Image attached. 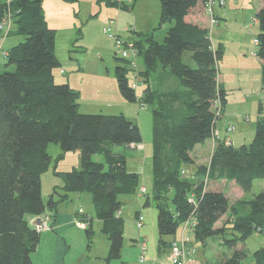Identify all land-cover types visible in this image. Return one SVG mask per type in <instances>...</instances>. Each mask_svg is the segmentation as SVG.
Returning <instances> with one entry per match:
<instances>
[{"label":"trees","instance_id":"trees-1","mask_svg":"<svg viewBox=\"0 0 264 264\" xmlns=\"http://www.w3.org/2000/svg\"><path fill=\"white\" fill-rule=\"evenodd\" d=\"M106 2L125 10L135 3ZM160 2V27L170 24L163 40H156L154 33H137L139 39L134 44L147 67L143 74L146 83L162 66L186 93L177 96L182 100L178 106L167 103L154 111L153 190L140 195H145V206L154 203L158 210L160 253L169 249L166 238H174L179 226L196 213V242L221 238L231 252L226 259L211 264H243L247 252L240 245L254 232H264V191L231 207L226 193L212 185L223 180L235 182L247 194L256 180L264 179V102L260 101L251 143L234 147L219 141L210 165L198 166L194 176H185L186 167L196 164L195 147L213 137L219 119L214 102L220 101L221 114L227 103V94L218 83V63L224 52L214 48L209 29L186 21L206 0ZM8 16L16 26L14 33L25 36V41L6 53V66H14L15 71L0 73V264H35L32 255L38 250L41 233L31 225V219L44 214L56 218L58 206L71 193L92 195L97 218L110 242L107 262L117 260L124 245V220L117 217L122 208L119 197L137 194L141 179L128 171L126 156L114 148L142 144L141 129L124 114L81 113L79 93L69 84L56 83L52 71L60 67L57 32L48 26L42 0H0V25ZM257 20V56L263 63L264 90V7ZM186 51L191 52L196 66L184 61ZM129 72L127 65L116 69L122 96L132 104H154L156 93L150 88L143 99L137 97ZM50 144L61 147L57 161L69 152H80V163L67 172L54 167L55 175L64 182V194L55 189L45 200L42 176L53 161ZM97 154L103 156V163L93 160ZM228 213L230 218L217 227ZM86 234L90 238L91 229ZM252 264H264V247L254 253Z\"/></svg>","mask_w":264,"mask_h":264},{"label":"crops","instance_id":"crops-1","mask_svg":"<svg viewBox=\"0 0 264 264\" xmlns=\"http://www.w3.org/2000/svg\"><path fill=\"white\" fill-rule=\"evenodd\" d=\"M98 1L99 0H91V6H89L86 11V15H87L86 17L88 19V22L89 20H92L89 24L90 26L86 27L87 28L86 35L89 37V40L87 42L86 36L82 35L81 29H80V27L81 26L83 27L84 25L83 19L81 17L80 18L76 17L77 15L76 11L78 8L76 4L82 1L79 0L77 3H74V2H68L67 0H42L43 10L45 13V18L48 23V26L56 30L57 32L56 55H57V52L59 51V47H61V52L66 54L64 55L61 53L62 57L58 54L61 61L67 62L68 61L67 54L69 53L68 59L75 62L72 65V69H74V71L66 78V83H68L73 90L79 93L80 109L83 105L82 89L84 88L82 85L85 84L86 86L88 87L91 86L94 89L96 88L99 89L104 86V85L100 86V82L101 83L107 82L108 80L107 76H110V70L109 68H104L102 66L105 61V59L103 58V55L105 53L107 54V50H108L107 44H110V49L112 50V41L110 42L109 40L110 39L114 40V37H113L114 35L121 37V35L119 34L120 32L118 30V15L120 16L121 14L116 13L115 9L114 10L107 9L105 11L103 8L98 9L97 3L101 5V3H99ZM137 2L138 0H135V3L133 6H135ZM95 7H96V10H95ZM112 7H116V6H112ZM263 7H264V0H228L224 8H221V7L215 8L217 24L213 26H210V20L208 17L209 15L206 13L204 7L202 6H199L196 9H194L186 17V21L188 23L198 25L202 28L209 29L214 48L223 49L224 54H223V59L221 60L222 63L221 62L218 63V69H219L218 83H219V87L225 90L227 94V103L224 107L221 118L218 121L217 131H218V136H219L220 141L224 142L225 139H229V141L231 142V145L234 147H241L242 145L246 144L247 143L246 141H248V139H251L252 137H254V133L256 131L258 114L256 117V121L254 122L252 119L243 121L242 116H241L242 111L240 109L231 108L228 102H229V95L230 97H232L234 96L235 93L241 92L243 90V88L246 86L245 82H247V77H248V80H250V78L254 75V73L259 72V71L261 75L263 63L261 60H259L258 62L257 61L255 62L256 59H254L253 61L251 60L252 58H258L257 49L255 51L254 50L252 51L251 49H253V45H252L253 41L258 37L260 33L259 23L253 24L252 20L257 18V14L260 12V10ZM119 10H121V8H119ZM251 13H254V15H252ZM108 21H115V26L112 29V33L113 31H115V33H113V36L109 35L108 33H105V27L107 26ZM151 25L152 24L150 22L149 27H144V28L141 27L139 28L141 30H133V31L128 29V32L135 33V34L149 33L151 29ZM167 29L168 28L163 29L164 35L162 36V39L164 38ZM250 35L253 36V40H251L252 37ZM106 36L110 39H108ZM82 38H83V41H82V46H81L78 43L80 42ZM132 38L133 37H129L128 41H131V40L133 41ZM87 45H89V47L91 48L98 50L99 51L98 54L101 53L100 55H97V64L91 63V61H89L88 59L86 60L85 58H81V56H79V58L76 57L78 54H80L78 49H82L84 52L89 53L88 50H86ZM9 49L6 51V53H8ZM74 52L76 56L73 55ZM227 53L231 55L230 58L227 57ZM248 54L251 56V59L248 57ZM138 58H141V57L138 56ZM225 62L228 63L227 68L224 67ZM252 65H254L255 67L254 72L253 73L250 72V75L248 72L247 76H245L246 73L242 71V69H246L247 66H249V68L251 69ZM118 67L119 66H116L115 70ZM225 69H228V70L226 71ZM146 71H147V67L145 66V63L143 61V67L139 69L138 73H140L141 78L143 79V81L145 80V82H146V78L144 77L143 74ZM85 74L87 75L95 74L92 76H95V77L97 76V78L93 79L92 77H90L88 81H85L86 79H82L83 84L82 85L77 84L78 76H85ZM115 74H116V71H115ZM147 80H148V83H146L147 87L145 88V90L149 87L152 89L153 92L156 93L154 102H157V100L160 98L163 101H167L169 104L175 103L176 106L179 105L178 104L179 102H182V100L178 98L183 96V94L186 93V90L180 85L177 78L170 72L169 69H165L162 66H158L157 70L153 72L150 75V77L147 78ZM135 81L136 79L133 82L130 80L131 84H133ZM110 86L113 88V91L117 97V100L113 102L111 105H109L108 104L109 102L107 101L106 98L105 99H95V100L86 99L87 109L89 111V112L86 111V113H89V114L93 113V109L100 107L99 102L101 101V102H106V103H102V105L108 104L107 108L108 107L112 108V110H109L110 112L118 113L115 115H119V113L121 114L126 113L127 117L128 115H130L128 117L129 119L135 122L139 121L140 123L141 117L136 116L137 119L134 118L135 114L132 115L131 110L133 109H131L130 105L128 104L129 102L121 95L120 91H119L120 93H117V88H118L117 78L114 82L110 83ZM261 86H262V83H261ZM242 95H245V94H242ZM177 96H180V97L177 98ZM238 96H241V95H238ZM137 97L139 99H143L144 93H142V95H139L137 93ZM134 105L136 106L137 115H140V112L145 110L146 106H148L149 104L136 103ZM151 105L154 106L155 103ZM116 108H119L120 112H117L119 110H115ZM126 111H130L129 114ZM153 123H154V119H153ZM231 127L233 129L229 131L228 129ZM247 136L251 138H248ZM153 141H154V134H153V140L149 143V145L152 146V156H151L152 160L150 162V164L152 165V168H151V171H149V174H151L150 176L151 177V182H150L151 191L153 190V181H154V178H153L154 177L153 176V154H154ZM215 143L216 141L212 137L211 139L207 140L204 144L197 145L195 147L193 151V156L196 158V164H194V166H187L186 173H189L190 175L193 174L194 176L197 173L198 166H202L203 164H207L206 166L210 165V161H211L214 149L216 148V145L218 142L216 144ZM129 149L137 150L143 153L147 152L146 154H148V146L144 142V139H143L142 144L129 147ZM76 155L80 163V152L75 153V157ZM51 157L53 161H52L50 170L52 172V175L55 176V178H57L55 182L58 183L59 177L55 175L54 167H56V171H59V172H66V171H60L57 168V164L53 165L54 156L51 155ZM143 159H144L143 160L144 165H146L148 160H150V158L148 157L147 158L144 157ZM127 169L129 172L136 173L140 176L141 186L137 194L138 195L141 194L140 192H141V189L143 188H145L148 193L149 192L148 172L143 169L142 172L140 173L138 170L129 169L128 166H127ZM46 174H48V172L42 176L43 198H44V184L43 183H44V177ZM189 174H186V175H189ZM221 183L223 185L222 190L224 192H225L224 189L229 188L231 189V191L235 192L237 196L239 195V198H241L242 196H245L244 192L236 185L235 182H227L223 180L221 181ZM58 184H54V186L51 187V189L53 190L47 188V194L49 196L53 195L55 189H57L56 188L57 186L55 185H58ZM63 186H64V182L62 186L59 188L61 189V192H59L60 195L64 194V191L62 190ZM215 188L217 189L216 186ZM86 194L88 193H81V194L71 193L69 195V198L65 201V202L67 201L71 202V205H65V204L62 205L61 203V208H60V205L58 206L57 217L50 218L49 222L51 225V230L45 231L43 235L41 233V241H40L38 250L36 251V254L39 257H42V260H43L42 263L49 261V264H68L65 260L67 256L65 255V253L70 252L71 247H69V249L67 250V243H68L67 237L74 235V232H70L74 228V226H76L79 230L84 229L85 231H87V229L89 230L91 229L92 235L90 238L87 237L88 242H89V245H88L89 249L91 248L92 239L96 235L97 230H99L100 240H104L103 243L101 244V250L97 249L98 252L97 254L94 255L93 258H91V255L86 254L83 259H80L75 263L76 264H104L100 261H97L98 258H102L107 262V257L110 252V242L108 240V237L103 233V222L97 218V214H96L98 223L97 225H95V222L92 216H88L87 210H85V208L84 210L79 208L80 205H82V203L90 202L91 197H89V195H86ZM226 195L229 198L228 193H226ZM56 197L57 196H55V199H57ZM92 200H93V197H92ZM122 206H123V203H122ZM95 212H96V208H95ZM133 214H128L126 216V217H130V218H127V221L131 219L130 221L135 223L137 227V224H136L137 220L140 217L144 219V215L139 210L136 211L135 215ZM124 215H125V210L123 211L121 208V211L117 214V217L124 220V230H123L124 245L121 251L120 258L123 257V254L124 256L125 255L127 256L128 254L126 253L128 249L127 248H126L127 250L125 249V246L127 244H125V225H126L125 222L126 221L123 218ZM45 216L46 215L44 214L39 217H34L31 219V223L33 222V224L35 225L37 219L44 218ZM95 226H97V230H94ZM137 230H138V234L135 236L136 238L132 239V241H134V245L139 248V249L132 248V250L134 251V254H133L134 263L137 261L138 255L140 256L139 260L141 262L142 253L140 250V245L142 243L147 244L148 242L146 240V237L142 236L144 234L140 232L142 229L140 230L137 227ZM101 234H103L106 237V239L108 240L107 242L109 243H106L105 239H103L105 237H101L103 236ZM70 240L75 241L74 238H71V237H70ZM159 242H160V237L158 240L156 253H155V250L152 249V246L147 251L148 253L146 252V254H148L149 256H147V261L145 262V264H170L169 252L163 251V253H160L159 252ZM50 245L51 247H53L51 248L52 251L54 249V255L52 254V251H50L51 249L48 247ZM94 246L96 245L94 244ZM63 254H64V257H63ZM146 254H145V258H146ZM98 255H101V256H98ZM108 264H111V263H108Z\"/></svg>","mask_w":264,"mask_h":264},{"label":"rangeland","instance_id":"rangeland-1","mask_svg":"<svg viewBox=\"0 0 264 264\" xmlns=\"http://www.w3.org/2000/svg\"><path fill=\"white\" fill-rule=\"evenodd\" d=\"M68 2H74L77 3L79 0H67ZM82 2L76 4L77 5V11H76V17L77 18H82L83 19V27L81 26V33L82 35L86 36L87 38V42L89 40V37L86 35L87 32V28L90 25V22L92 20L87 19V15H86V11L88 9L89 6H91V0H80ZM116 2H119L118 0H115ZM100 4L97 3L98 9L99 8H103L104 11L107 9H112V10H116V13L121 14L120 16L118 15V30H119V34L121 35V39L128 41L129 37H133V41H129V43H131L133 45V47L138 50L135 47L134 41L136 39H139V36L135 33H130L128 32V29H130L131 31L133 30H141L139 28L141 27H149L150 26V22H151V29L150 32L148 34L154 33V37L156 40L158 41H162V36L164 35L163 29L169 28L170 24H166L162 27H160V14H161V2L160 0H138V2L136 3L135 6H129V8L125 9H121L119 10V8L117 7H112L110 5L107 4L106 0H99L98 1ZM228 2V1H227ZM120 3V2H119ZM205 9V6H204ZM96 10V7H95ZM123 11V12H122ZM206 11V10H205ZM215 13V12H214ZM252 15H254V13H251ZM209 20H210V16ZM258 23V22H257ZM256 23V24H257ZM210 26L211 23H210ZM52 29V28H51ZM10 31H12L8 37L7 31H4V33L1 32L2 36L0 37V73L3 72H14L15 71V67L14 66H9L7 67V59H6V51L10 48H12L13 46H15L16 44L18 45L19 43H23L25 41V36L22 35H16L14 32L16 31V26L12 23H10ZM139 32V31H138ZM113 33H115V31H113ZM118 34V33H117ZM118 34V35H119ZM147 34V33H145ZM251 36V35H250ZM107 37V36H106ZM118 37V36H117ZM211 37V36H210ZM252 37V38H251ZM251 40H253V36H251ZM108 38V37H107ZM143 38V37H142ZM110 39V38H108ZM4 40V41H3ZM82 41L83 38L80 40V42L78 43L79 45L82 46ZM110 42L112 41V50L110 49V44H107V54L103 55V58L105 59L104 63H103V67L104 68H109L110 70V76H107L108 80L106 83H101L100 82V86L104 85L102 88H96L94 89L91 86H86L85 84L82 85V79H86L85 81H88L90 79V77H92L93 79H96L97 76H92L95 74H85V76H78V83L77 84H81L83 86L84 89H82L83 92V100H82V107L80 109L81 113L84 114H89L86 113L89 112L87 109V103H86V99H107V101L109 102L108 104L111 105L113 102H115L117 100V97L113 91V88L110 86L111 82H114L116 80L115 77V68L116 66H125L127 65L130 69L129 72V78L130 80L133 82L136 78V72L139 78V86L135 89L136 92L139 95H142V93H144L145 88L147 87V84L145 82V80L143 81V79L141 78L139 69H141L143 67V61L141 58H136L135 59V63H136V71L134 69H132L130 67V60H122V57L120 55L116 54V45H115V41L113 39L109 40ZM90 42V41H89ZM253 49H251L252 51L257 49V45L255 43V40L253 41ZM9 49V50H10ZM86 50H88L89 53L84 52L82 49H78V51L80 52V54H78L76 56L75 52H74V56L78 57L81 56V58H85L86 60L88 59L89 61H91V63H95L97 64V55L98 54V50L89 47V45H87ZM62 54L66 55L65 53L61 52V47H59V51L57 52V56L58 54L62 57ZM87 53V55H86ZM139 56V53H138ZM230 54L227 53V57L230 58ZM248 57L251 59V56L248 54ZM59 58V56H58ZM69 58V53L67 54V62H63L60 60V67L53 69V75L54 78H56V83L57 84H68L66 83V78L74 71V69H72V65L75 63L72 60L68 59ZM183 59L186 63L192 65V66H196L195 62L191 59V52L190 51H186L184 53ZM254 59L255 62L259 61V58H252L251 60L253 61ZM221 62V61H220ZM77 63V62H76ZM222 63V62H221ZM253 63V62H252ZM227 62H225V68H227ZM77 65V64H76ZM257 66V65H256ZM226 71L228 69H225ZM255 70L254 65H252L251 69L249 68V66L246 67V69H242V71H244L246 74L245 76H247L248 72L250 75V72L253 73ZM63 71V72H62ZM255 75V76H254ZM254 75L250 78V80H248L247 77V82H245L246 86L243 88V90L241 92H237L234 94V96L230 97L229 95V102L228 104L230 105L231 108H236V109H240L242 111L241 116H242V120L243 121H247L248 119H252L253 122L256 121V117L257 114L259 116V111H260V101H263V92L264 90H262V86H261V75H260V71L259 72H255ZM150 77V76H149ZM84 81V83H85ZM118 82V81H117ZM133 88V87H132ZM149 88V87H148ZM134 89V88H133ZM151 89V88H150ZM97 90V91H96ZM152 90V89H151ZM119 85L117 88V93L119 92ZM241 96H238V95ZM245 94V95H242ZM122 95V94H121ZM102 103H106V102H99L100 107L93 109V113L90 114H105V115H115L118 113H112L109 110H112V108L108 107L107 105H102ZM126 103V102H125ZM155 103L154 106L152 105H148L146 106V109L140 112V115H137L136 112V106L134 104L128 103L131 107V113L132 115L135 114V117L137 119L136 116H140L141 117V122H135L141 129L142 135H143V139L144 142L146 143V145L148 146V154H146L147 152L143 153L137 150H130L127 147H122V146H116L114 148V151L117 154L120 155H124L126 156L127 159V166L129 169L131 170H138L140 173L142 172V170L144 169L145 171L148 172V183H149V192L146 194L150 193V182H151V174H149V171H151L152 165L150 164L151 160H152V146L149 145V143L153 140V127H154V123H153V119H154V111L159 110L163 105L167 104V101H163L161 98L157 100V102H153ZM127 104V103H126ZM215 105V102H214ZM156 109V110H155ZM115 110H119L117 112H120L119 108H116ZM213 110L215 112L216 115V107H213ZM129 112L130 111H126ZM264 112V111H263ZM121 114V113H119ZM123 114V113H122ZM124 115H126V113H124ZM218 115L219 119L217 120V124L215 127V130L217 131V126H218V121L221 118ZM127 116V115H126ZM130 115H128L129 117ZM230 129V128H229ZM228 129V130H229ZM232 129H230L231 131ZM218 132V131H217ZM255 136V133H254ZM248 137V136H247ZM251 138V137H248ZM254 138V137H252ZM248 139V141H246V144H249L252 142L253 139ZM218 141L216 140V143ZM210 143V142H209ZM215 143V144H216ZM48 152L53 155L54 157V162L53 165L57 164V168L60 171H71L74 168H78L79 167V159L76 155L75 157V153L78 152H69L67 154L64 155L63 158L59 159L57 161V158L60 154H62V150L60 145L57 144H50L49 145V149ZM150 158V160H148L147 164L144 165L143 162V158ZM93 160L95 162L98 163H103L104 162V158L102 155H95L93 157ZM207 161V159H206ZM205 161V162H206ZM207 164H203V166H206ZM189 173H185V176H189L186 175ZM48 175V176H46ZM44 177V199L47 200L49 198V195L47 194V188L51 189V187L54 186V184H58L55 185L57 186V190L59 192H61V189H59L62 184L63 181L61 180V178H58V183H56L55 181L57 180V178H55V176L52 175L51 170L48 171V174H46ZM217 187V189L222 190L223 185L221 182L216 183L215 185H212V188L214 189V187ZM53 190V189H51ZM142 190V189H141ZM226 193H228L229 195V202L231 207L235 206L236 203L240 200V199H246V200H250L253 199L254 196L258 195L260 192L264 191V179H258L254 182L253 188L251 190V192L245 194V196H242L241 198H239V195L237 196L235 192L231 191V189H224ZM86 195H89V197H91L90 202L88 203H82V205H80L79 208L83 209L85 208V210H87V214L88 216H92L95 225H97L98 223V219L96 218V212H95V206L92 200V196L88 193ZM119 200L123 203L122 206V210H125V215H124V219H125V244H127L125 246V249L127 250L126 253L127 256L123 254V257L117 260H113L112 262H110L111 264H145V262L147 261V256H149L148 254H146V258L145 261L140 262V256L138 255L137 257V261L134 263L133 262V254L134 251L132 250V248H137L139 249L137 246L134 245V241H132L133 238H136L135 236L138 234V230L137 227L135 225V223H133L132 221L128 220L127 218L130 217H126L128 214H136V211L139 210L142 212V214L144 215V223L145 226L144 228L140 231L142 232V236L146 237L147 242V251L149 250V248L152 246V249L155 250L156 253V249H157V245H158V240L160 237L159 234V229H158V210L155 206V204L153 203L152 205L149 206H145V195H121L119 197ZM71 205V202H64L62 203V205ZM60 208H61V204H60ZM132 216V215H131ZM231 214H227L225 216H223L221 218V220L217 223V227H222L223 224L230 218ZM31 225L35 226L33 224V222L31 223ZM97 230V226H95V229ZM182 230V224L179 226V229L177 231V236L180 235V232ZM70 232H74V235L72 236H68L67 240V250L69 249V247H71V251L68 253H65L66 256V262L68 264H73L75 262H77L80 259H83L84 256L87 255H91V258L94 257L95 254H97L98 250H101V244L103 243L104 240H100L99 238V230H97L96 235L94 236V238L92 239V243H91V248H88L89 242L87 239V234L86 231L84 229L79 230L76 226H74V228L70 231ZM44 234V232L42 233V235ZM103 235V234H101ZM71 238H74L75 241H71ZM101 237H105L104 235ZM106 243L108 240L105 238ZM167 241H170L172 239V237H168L166 238ZM196 240V239H195ZM105 243V242H104ZM94 244L96 246H94ZM197 244V249H198V258L201 262H203V264H211V263H215L217 261H221L226 259L229 254H231L230 250H228L226 248V246L222 245V239L221 238H209L206 240L205 244L202 242H196ZM46 245V244H45ZM242 246L246 252H247V258L245 259L243 264H252L253 262V258H254V253L259 250L260 248L264 247V232L260 233V232H254L244 243V245H240ZM50 249L53 248L50 246H48ZM124 250V251H126ZM52 251V249L50 250ZM125 253V254H126ZM148 253V252H147ZM51 254V253H50ZM52 254L54 255V249L52 251ZM101 256V255H98ZM64 257V254H63ZM33 261L35 262V264H49V261L47 262H43L42 263V257H39L36 253H34L32 255ZM41 260V261H40ZM97 261H100L104 264H108L104 259L102 258H98ZM76 264V263H75Z\"/></svg>","mask_w":264,"mask_h":264},{"label":"built area","instance_id":"built-area-1","mask_svg":"<svg viewBox=\"0 0 264 264\" xmlns=\"http://www.w3.org/2000/svg\"><path fill=\"white\" fill-rule=\"evenodd\" d=\"M120 4H133L135 0H118ZM228 0H206L205 2V10L206 13L210 16V23L211 25L217 24V17L215 12L216 7H221L224 8L227 4ZM253 24H256L258 22L257 18L252 20ZM10 23H11V18L10 16L6 17L2 24L0 25V29L4 32L10 31ZM115 26V21H108L107 26L105 27V33H108L109 35L113 36L112 29ZM115 40V45H116V54L120 55L122 59L130 60V67L136 71V63L135 59L138 57V50H136L129 41H125L121 39L120 37H117L116 35L113 36ZM255 43L258 46L259 41L256 38ZM139 74V73H138ZM136 81L132 84V87L136 89L139 86V78L136 72L135 75ZM264 102V92H263V101ZM214 107H216V117L218 115L220 116L221 114V104L220 101H216ZM264 111V109H263ZM264 116V112H263ZM230 129H233L232 127ZM229 129V131H230ZM213 138L216 141L219 140L218 132L215 130L213 132ZM226 146H231V142L229 139H225L223 142ZM142 194L146 193V189L143 188L141 190ZM192 201V200H191ZM50 217L46 215L44 218H39L37 219L35 223V228L39 233H43L45 231L51 230V225H50ZM197 216L196 213H193L186 221L182 223V230L180 232L179 236H175L170 244V264H203L199 259H198V249H197V244L195 240V234H194V229L197 226ZM137 227L138 229H143L144 228V219L140 217L137 220ZM140 250L142 253L141 256V262L145 261V254L147 252V244L142 243L140 245Z\"/></svg>","mask_w":264,"mask_h":264},{"label":"bare ground","instance_id":"bare-ground-1","mask_svg":"<svg viewBox=\"0 0 264 264\" xmlns=\"http://www.w3.org/2000/svg\"><path fill=\"white\" fill-rule=\"evenodd\" d=\"M172 240H173V239L170 240V244H171ZM168 252H169V257H170V245H169Z\"/></svg>","mask_w":264,"mask_h":264}]
</instances>
